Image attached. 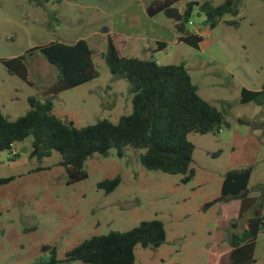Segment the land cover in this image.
I'll list each match as a JSON object with an SVG mask.
<instances>
[{
  "label": "rangeland",
  "instance_id": "obj_1",
  "mask_svg": "<svg viewBox=\"0 0 264 264\" xmlns=\"http://www.w3.org/2000/svg\"><path fill=\"white\" fill-rule=\"evenodd\" d=\"M160 1L164 0H0L2 113L12 121L25 116L31 110L29 98L41 99L58 77V70L40 52L27 56L30 84L9 72L3 60L52 42L85 40L95 52L100 77L50 97L54 114L76 128L103 120L118 123L131 115V86L111 74L102 56L111 32L133 34L145 22L141 11ZM190 2L199 6L187 29L202 35L200 48L168 41L164 51L148 60L161 66L184 64L199 95L224 116L220 130L189 136L195 146L194 179L184 184L183 176L148 171L140 162L145 151L128 147L124 158L116 149L108 157L93 155L85 165L89 178L67 186L61 156L55 152L43 161L32 158L29 139L18 144L15 153L0 154V182L13 179L0 185V264H49L53 255L44 247L56 249L57 264H83L63 261L94 236L128 232L154 220L164 224L166 242L160 248L138 246L136 264H228L229 234L242 235L254 216L239 219L242 199L249 196L264 203V105L241 103L244 88L257 91L264 86V0H244L238 17L227 16L213 30L205 25L200 6H220L225 0H183L157 22L177 24L170 13L183 16ZM128 10L136 12L134 23H129ZM248 168L253 171L248 190L239 197H224L226 175ZM116 178L121 184L114 193L98 188ZM253 264H264V233L258 237Z\"/></svg>",
  "mask_w": 264,
  "mask_h": 264
},
{
  "label": "trees",
  "instance_id": "obj_2",
  "mask_svg": "<svg viewBox=\"0 0 264 264\" xmlns=\"http://www.w3.org/2000/svg\"><path fill=\"white\" fill-rule=\"evenodd\" d=\"M181 1L155 2L147 8V13L154 18ZM243 1L225 0L220 6L205 2L200 6L206 17L205 25L213 30L227 16L238 17ZM196 6H199L196 2L188 3L176 30L180 43L199 49L203 37L187 29ZM159 46L166 48L167 45L159 43ZM38 52L58 70L57 80L42 92L41 99L29 98L31 110L25 116L12 121L0 110V154L11 152L18 144L32 139L31 157L43 161L58 153L62 158L61 166L67 173V186H73L89 178L85 165L90 157L95 154L108 157L110 151L116 149L118 156L124 158L125 149L130 147L145 151L140 162L148 171L183 176L184 184L194 179L195 146L189 136L220 130L224 116L199 95V89L184 64L161 66L156 61L124 57L110 37L108 50L102 58L113 76L131 86L133 113L120 118L118 123L103 120L92 126L76 128L54 114V103L49 98L97 80L100 72L94 63L95 52L85 40L75 44L52 42L29 50L25 56L3 60L2 64L30 84L26 60L28 55ZM241 103L263 106L264 86L257 91L244 88ZM252 172L251 168L230 171L223 181L222 195L241 196L249 188ZM12 180H3L0 185ZM120 184L121 179L116 178L99 183L98 188L112 194ZM249 213L254 216L245 224L243 234H229L231 252L228 264H253L258 237L264 233V203L258 198L245 196L241 201L239 219ZM236 228L237 225L233 224L232 229ZM166 239V228L161 221H145L128 232H111L86 240L68 252L63 263L136 264L138 246L160 248ZM43 250L53 255L49 264L59 263L56 249L44 247Z\"/></svg>",
  "mask_w": 264,
  "mask_h": 264
},
{
  "label": "crops",
  "instance_id": "obj_3",
  "mask_svg": "<svg viewBox=\"0 0 264 264\" xmlns=\"http://www.w3.org/2000/svg\"><path fill=\"white\" fill-rule=\"evenodd\" d=\"M147 8L141 11V15L145 21L144 24L138 26L133 34L129 33L123 36V33L111 32L113 36L111 38L115 40L118 51L124 57L148 60V58L156 52L164 51L168 46V41H173L175 43L179 41V35L176 30L177 24L167 20L162 23L157 22V18L162 16V13L151 18L147 13ZM134 13L136 12L131 10L127 11L129 23H134L133 20H131V18L135 16ZM144 14L146 15L145 17L143 16ZM195 32L197 35L202 36L199 31ZM159 43L166 44V48H160Z\"/></svg>",
  "mask_w": 264,
  "mask_h": 264
},
{
  "label": "water",
  "instance_id": "obj_4",
  "mask_svg": "<svg viewBox=\"0 0 264 264\" xmlns=\"http://www.w3.org/2000/svg\"><path fill=\"white\" fill-rule=\"evenodd\" d=\"M170 18H172V19H176V20H178V21H181L182 18H183V16H181L180 14H178V13H176V12H171V13H170ZM27 151H28V149H26V148H24V149L22 150L23 153H26Z\"/></svg>",
  "mask_w": 264,
  "mask_h": 264
},
{
  "label": "built area",
  "instance_id": "obj_5",
  "mask_svg": "<svg viewBox=\"0 0 264 264\" xmlns=\"http://www.w3.org/2000/svg\"><path fill=\"white\" fill-rule=\"evenodd\" d=\"M15 148H16V147H14V149H13L11 152L15 153Z\"/></svg>",
  "mask_w": 264,
  "mask_h": 264
}]
</instances>
